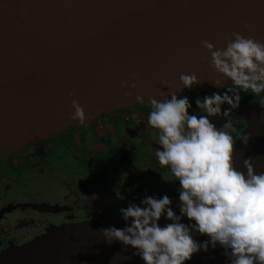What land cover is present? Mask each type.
<instances>
[{"label": "water", "instance_id": "1", "mask_svg": "<svg viewBox=\"0 0 264 264\" xmlns=\"http://www.w3.org/2000/svg\"><path fill=\"white\" fill-rule=\"evenodd\" d=\"M234 32L264 43V0H0V155L81 124L71 119L73 99L86 122L150 98L185 94L182 72L201 80L195 90L216 87L217 80L231 84L210 66L202 41L223 49ZM258 100L234 111L246 123L237 140L250 137L247 145L237 141L234 159L242 169L251 156L260 172L264 107ZM178 195L169 196L177 213ZM112 225L124 227L120 214L53 226L2 251L0 264H143L131 246L105 241L101 229ZM222 252L209 247L186 264H226Z\"/></svg>", "mask_w": 264, "mask_h": 264}, {"label": "clouds", "instance_id": "2", "mask_svg": "<svg viewBox=\"0 0 264 264\" xmlns=\"http://www.w3.org/2000/svg\"><path fill=\"white\" fill-rule=\"evenodd\" d=\"M232 36L223 49L215 48L209 40H203L202 45L211 54L210 66L235 88L197 96L194 103L199 115L189 111L193 103L187 96L173 92L159 100L150 98L146 124L156 130L154 141L159 145L153 155L178 182L179 212L173 210L167 193H146L139 203L129 201L119 208L124 227L101 229L107 243L131 246L143 264H186L193 254L217 246L223 249L226 264H264V171H256L251 156L244 158L243 168L238 169L235 145L238 140L247 145L250 137L243 134L235 140L224 130L226 124L218 127L210 120L238 108L240 91L264 92V43L238 32ZM179 80L190 91L201 82L195 73L182 72ZM162 85L167 83L162 81ZM121 86L128 84L124 81ZM131 87L135 88V83ZM258 102L264 107V96ZM72 108L71 119L84 123L83 106L73 99ZM115 194L126 199L119 190ZM197 235L206 239L199 241Z\"/></svg>", "mask_w": 264, "mask_h": 264}, {"label": "flooded vegetation", "instance_id": "3", "mask_svg": "<svg viewBox=\"0 0 264 264\" xmlns=\"http://www.w3.org/2000/svg\"><path fill=\"white\" fill-rule=\"evenodd\" d=\"M206 94L211 93L192 88L181 96L189 97V111L199 115L194 101ZM239 95L241 104L264 92ZM150 111V104L134 103L0 155V253L53 226L93 220L99 212L116 216L120 207L139 203L146 193H177L178 182L153 155L159 145L156 130L146 124ZM234 111L210 120L218 127L226 124L224 130L237 140L246 123ZM115 190L126 199H118Z\"/></svg>", "mask_w": 264, "mask_h": 264}, {"label": "rangeland", "instance_id": "4", "mask_svg": "<svg viewBox=\"0 0 264 264\" xmlns=\"http://www.w3.org/2000/svg\"><path fill=\"white\" fill-rule=\"evenodd\" d=\"M235 85H232V84H227V85H221V86H216V87H213V88H209V89H204L205 91H207V92H210V93H212L213 91H216V90H219V89H228V88H233ZM194 89V88H193ZM195 90V89H194ZM187 91H189V89H187L186 90V92ZM195 91H198V89L197 90H195ZM185 92V93H186ZM245 94H248V96L250 95V96H253V95H257V94H250V90H249V92H244ZM247 97V96H246ZM261 98V97H260ZM260 98H258V99H260ZM159 99H161V98H158L157 100H159ZM258 99H256V100H258ZM256 100H251V101H256ZM249 102V101H248ZM244 103V102H243ZM86 122H88V121H86ZM86 122H84V123H82V124H86ZM161 192H163V191H161ZM165 192H167V189L165 190ZM169 196L170 195H172V194H168ZM101 214H105V212L104 213H101V212H99V214H98V217L97 218H99V216L101 215ZM108 214V213H107ZM119 215V214H118ZM117 216V215H116ZM75 223H77V222H75Z\"/></svg>", "mask_w": 264, "mask_h": 264}]
</instances>
